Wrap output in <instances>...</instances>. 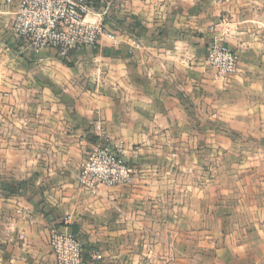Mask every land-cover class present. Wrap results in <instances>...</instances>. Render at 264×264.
<instances>
[{"label": "crops", "instance_id": "obj_1", "mask_svg": "<svg viewBox=\"0 0 264 264\" xmlns=\"http://www.w3.org/2000/svg\"><path fill=\"white\" fill-rule=\"evenodd\" d=\"M117 1L88 15L116 39L61 59L22 50L0 0V264H57L65 227L89 264H264V0ZM100 145L130 185L79 184Z\"/></svg>", "mask_w": 264, "mask_h": 264}, {"label": "built area", "instance_id": "obj_2", "mask_svg": "<svg viewBox=\"0 0 264 264\" xmlns=\"http://www.w3.org/2000/svg\"><path fill=\"white\" fill-rule=\"evenodd\" d=\"M98 1L99 7L92 0H2L17 6L10 30L19 47L34 54L52 50L61 59L70 58L75 51L96 48L101 36L116 39L117 34L104 22L91 21L88 15L98 12L104 18L112 7L122 8L123 4L117 0ZM206 62L221 76H231L238 71L240 55L213 38ZM135 172L123 145H100L83 160L77 179L83 188L93 191L100 185H130ZM49 242L57 264H89L82 240L68 227L52 228ZM101 258L98 252L91 254V259Z\"/></svg>", "mask_w": 264, "mask_h": 264}, {"label": "trees", "instance_id": "obj_3", "mask_svg": "<svg viewBox=\"0 0 264 264\" xmlns=\"http://www.w3.org/2000/svg\"><path fill=\"white\" fill-rule=\"evenodd\" d=\"M92 1H93L94 5H95L96 7H99V6H100L98 0H92ZM74 232H76V230H74Z\"/></svg>", "mask_w": 264, "mask_h": 264}, {"label": "rangeland", "instance_id": "obj_4", "mask_svg": "<svg viewBox=\"0 0 264 264\" xmlns=\"http://www.w3.org/2000/svg\"><path fill=\"white\" fill-rule=\"evenodd\" d=\"M220 75V74H219ZM225 77H229V76H225Z\"/></svg>", "mask_w": 264, "mask_h": 264}]
</instances>
